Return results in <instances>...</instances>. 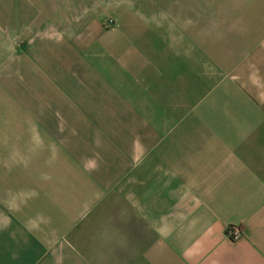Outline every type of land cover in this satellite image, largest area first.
<instances>
[{
	"label": "crops",
	"instance_id": "1",
	"mask_svg": "<svg viewBox=\"0 0 264 264\" xmlns=\"http://www.w3.org/2000/svg\"><path fill=\"white\" fill-rule=\"evenodd\" d=\"M211 4L0 0V264H264V0Z\"/></svg>",
	"mask_w": 264,
	"mask_h": 264
},
{
	"label": "built area",
	"instance_id": "2",
	"mask_svg": "<svg viewBox=\"0 0 264 264\" xmlns=\"http://www.w3.org/2000/svg\"><path fill=\"white\" fill-rule=\"evenodd\" d=\"M241 231L238 228H234V229H229L228 230V235L229 237H232L233 239H238L241 236Z\"/></svg>",
	"mask_w": 264,
	"mask_h": 264
},
{
	"label": "rangeland",
	"instance_id": "3",
	"mask_svg": "<svg viewBox=\"0 0 264 264\" xmlns=\"http://www.w3.org/2000/svg\"><path fill=\"white\" fill-rule=\"evenodd\" d=\"M145 1H147V0H138V3H139V5H140L141 3L144 4ZM148 1H149V0H148ZM212 1H213V0H201V2H202L203 4L208 5V6L212 5V4H211ZM217 15H218L219 17H221V19H223V18H222L223 15H222L221 13H218Z\"/></svg>",
	"mask_w": 264,
	"mask_h": 264
}]
</instances>
